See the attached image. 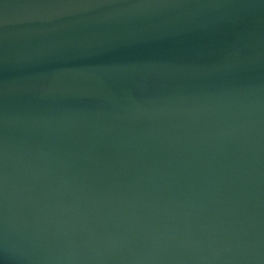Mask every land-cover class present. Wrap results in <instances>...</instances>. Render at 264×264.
Returning a JSON list of instances; mask_svg holds the SVG:
<instances>
[{
  "label": "water",
  "instance_id": "95a60500",
  "mask_svg": "<svg viewBox=\"0 0 264 264\" xmlns=\"http://www.w3.org/2000/svg\"><path fill=\"white\" fill-rule=\"evenodd\" d=\"M0 264H264V0H0Z\"/></svg>",
  "mask_w": 264,
  "mask_h": 264
}]
</instances>
